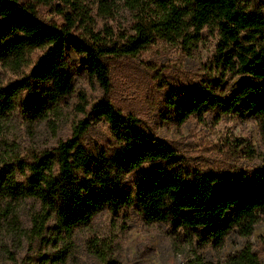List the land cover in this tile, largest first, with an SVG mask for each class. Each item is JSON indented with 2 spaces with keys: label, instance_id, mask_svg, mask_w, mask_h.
Wrapping results in <instances>:
<instances>
[{
  "label": "trees",
  "instance_id": "1",
  "mask_svg": "<svg viewBox=\"0 0 264 264\" xmlns=\"http://www.w3.org/2000/svg\"><path fill=\"white\" fill-rule=\"evenodd\" d=\"M120 1L137 18L132 35L111 42L94 33V0H0V62L20 59L37 48L45 50L25 78L0 88V114L12 112L23 91L33 95L21 102L31 120L68 96L75 74L66 58L67 47L84 58L77 72L84 71L107 90L106 59L134 57L157 40L179 41L188 49L199 42L202 30L213 27L219 33L213 73L243 79L226 96L223 81L216 76L201 84L171 87L166 100L170 119L181 125L208 109L248 114L258 122L264 142L260 0ZM99 2L102 12L112 11L107 1ZM41 5L53 8L64 24L43 20L37 11ZM77 110L83 119L55 148L35 152L26 161L14 158L0 164V247L3 238L29 239L39 241L46 252L102 210L118 213L134 203L145 222L202 230L201 239L217 245L233 230L249 236L264 223V159L249 174L182 170L187 164L172 145L111 101L102 98L88 107L84 98ZM98 122L107 125L110 136L104 143H89L87 133ZM144 164L152 166L136 189L129 190L124 186L126 176ZM27 202L31 212L22 221L20 213ZM247 253L241 257L251 263Z\"/></svg>",
  "mask_w": 264,
  "mask_h": 264
},
{
  "label": "rangeland",
  "instance_id": "2",
  "mask_svg": "<svg viewBox=\"0 0 264 264\" xmlns=\"http://www.w3.org/2000/svg\"><path fill=\"white\" fill-rule=\"evenodd\" d=\"M94 1L91 12L96 17L97 36L115 42L133 34L136 12L120 0H103L112 11L102 12L100 0ZM259 9L264 14V0H260ZM37 11L48 23L64 24L53 8L41 5ZM82 35L85 36L83 31ZM218 40L217 29L205 28L199 42L188 49L179 41L157 40L134 57L106 59L107 90L84 71L77 72L79 60L84 58L67 47L66 58L75 74L72 92L41 117L31 120L21 102L31 100L33 95L23 91L14 110L0 114V164L14 158L26 161L35 152L55 148L83 119L77 110L80 100L85 98L89 107L104 98L172 145L187 164L182 165V170L249 174L264 159V142L256 120L248 114L208 109L177 125L170 119L166 105L171 87L201 84L207 77L216 76L223 81L222 96H226L243 79L213 73ZM44 51L37 48L20 59L0 62V88L25 78ZM109 136L107 125L98 122L89 129L86 139L89 143H104ZM151 166L144 164L129 173L124 186L134 191ZM31 208V202L24 204L22 221ZM201 236L202 230H174L167 224L147 223L134 203L118 213L102 210L88 225L76 228L57 248L46 252L39 241L3 238L0 264H264V223L256 225L249 236L233 230L220 245L203 241ZM244 252L251 256V263L241 257Z\"/></svg>",
  "mask_w": 264,
  "mask_h": 264
}]
</instances>
